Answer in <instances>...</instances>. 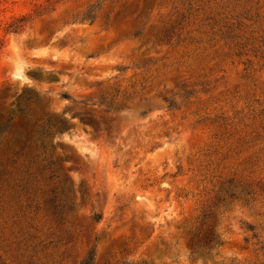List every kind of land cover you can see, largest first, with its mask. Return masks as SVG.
I'll return each instance as SVG.
<instances>
[{
  "label": "rangeland",
  "instance_id": "obj_1",
  "mask_svg": "<svg viewBox=\"0 0 264 264\" xmlns=\"http://www.w3.org/2000/svg\"><path fill=\"white\" fill-rule=\"evenodd\" d=\"M0 264H264V0H0Z\"/></svg>",
  "mask_w": 264,
  "mask_h": 264
}]
</instances>
